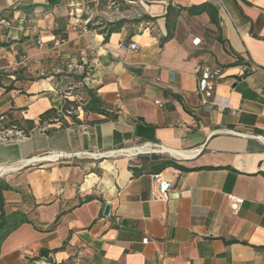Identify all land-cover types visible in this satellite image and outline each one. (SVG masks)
Segmentation results:
<instances>
[{
    "label": "crops",
    "instance_id": "1",
    "mask_svg": "<svg viewBox=\"0 0 264 264\" xmlns=\"http://www.w3.org/2000/svg\"><path fill=\"white\" fill-rule=\"evenodd\" d=\"M100 1L0 0V66L29 57L0 75V135L23 131L0 139V166L23 165L3 194L32 219L0 264H264V0H120L140 21L108 37ZM205 2L217 23L182 9ZM201 63L223 68L210 110ZM88 90L103 111L84 109ZM145 143L156 150L125 151ZM50 152L65 156L28 162ZM140 153L180 167L137 170ZM156 173L167 200L153 196ZM229 194L244 198L238 211Z\"/></svg>",
    "mask_w": 264,
    "mask_h": 264
},
{
    "label": "trees",
    "instance_id": "2",
    "mask_svg": "<svg viewBox=\"0 0 264 264\" xmlns=\"http://www.w3.org/2000/svg\"><path fill=\"white\" fill-rule=\"evenodd\" d=\"M60 0H48L47 6H53L54 4L58 3ZM184 10H187L190 14H201L204 12L209 13L211 16V20L214 23L218 22V9L215 5H213L210 2H205L199 5H194L188 8H182ZM174 11L172 6H169L168 10V16L171 15V13ZM145 19H152L150 16L143 15ZM131 20L127 18L120 19L116 22H109L106 26V29L102 30V32L106 33L109 35L116 29H118L121 25L130 22ZM136 22H139L140 20L136 19L133 20ZM167 25L170 28V24ZM172 36V32H169V35L165 38L168 39L169 37ZM88 95H89V100L87 103L83 106L85 110H93V111H103L102 109V100L96 95V93L93 90H88ZM54 113V110H51L47 112L43 117L42 120H44L47 116L51 115ZM19 129L20 126L17 125ZM24 133H27L26 130H24ZM143 158V163L141 167H139L137 170H142V169H154V171H160L165 167L168 166H176L180 167V165L176 162L175 159L169 158V157H163L157 154H152L150 156H142ZM6 190H15V187L12 186L10 183H8L6 180H0V254H1V247L3 242L7 239V237L14 232L16 229H18L22 224L24 223H31L32 219L30 218V215L28 212L17 209V210H8L6 208V203H5V197H4V191ZM41 255L47 256L48 252L47 251H41ZM52 264H56L55 262L51 261Z\"/></svg>",
    "mask_w": 264,
    "mask_h": 264
},
{
    "label": "built area",
    "instance_id": "3",
    "mask_svg": "<svg viewBox=\"0 0 264 264\" xmlns=\"http://www.w3.org/2000/svg\"><path fill=\"white\" fill-rule=\"evenodd\" d=\"M88 31H89L88 27L85 26L84 32H88ZM130 48L132 50H136L138 48V44L136 42H132L130 44ZM28 63H29V57L27 55H23L21 57L20 62L16 65L0 66V75L7 74L10 77H14L13 72L17 70L18 66L27 65ZM196 73H197V81H198L197 93L199 94L201 99L204 101L205 108L207 110H210L216 104L215 91H216L217 81L223 73V68L219 66H211L207 63H201L196 67ZM156 103L161 105L160 100H157ZM64 111L71 113V110L69 109L61 110V112H64ZM233 132L237 133L235 131ZM22 135H23V131L19 129L17 125L13 124L10 128H8L4 132V134L0 135V139H3V140L13 139L16 137H20ZM141 146L150 147L151 150L153 151L156 150L155 146L151 144L145 143V144H142ZM72 155L74 154L73 153L68 154V156H72ZM64 156L65 154L63 152H50L48 154L34 156L32 158H29L28 162H33V164H35L38 161L45 159V158H50L53 160H60ZM152 188H153L154 198H157L160 200H167L171 196L170 182L163 177L162 173H156L153 175ZM228 198L231 202L232 208L235 211H238L240 209L241 204L244 202V198L236 194H229ZM148 239H149L148 237L144 238L143 242L147 243ZM67 264H73V262H70Z\"/></svg>",
    "mask_w": 264,
    "mask_h": 264
},
{
    "label": "rangeland",
    "instance_id": "4",
    "mask_svg": "<svg viewBox=\"0 0 264 264\" xmlns=\"http://www.w3.org/2000/svg\"><path fill=\"white\" fill-rule=\"evenodd\" d=\"M130 4V5H129ZM139 5L137 4H131L127 1H120V0H104L99 2L98 6V14L100 17L104 18L101 19V25L100 26H107L106 23H108L107 18H128L130 20H133L134 18L138 17V13L141 12L140 8L138 7ZM104 11V12H103ZM105 16V17H103ZM76 79V78H75ZM67 109L71 110L74 112L75 110V105L72 103H67L66 104ZM139 156L142 155H150V153H140L138 154ZM18 168L16 170L7 172L5 174L0 175V180H6L7 178H11L12 175L18 174L21 170V167L23 166L22 163L17 164ZM5 166V165H4ZM8 166V165H6ZM3 167V166H0Z\"/></svg>",
    "mask_w": 264,
    "mask_h": 264
},
{
    "label": "bare ground",
    "instance_id": "5",
    "mask_svg": "<svg viewBox=\"0 0 264 264\" xmlns=\"http://www.w3.org/2000/svg\"><path fill=\"white\" fill-rule=\"evenodd\" d=\"M150 150H151L150 147L142 146V147L127 149L125 151L129 152V153H135V152H145V151H150ZM17 168H18L17 164L8 165V166L3 165V167H0V175L5 174V173L10 172V171H13V170H16Z\"/></svg>",
    "mask_w": 264,
    "mask_h": 264
},
{
    "label": "water",
    "instance_id": "6",
    "mask_svg": "<svg viewBox=\"0 0 264 264\" xmlns=\"http://www.w3.org/2000/svg\"><path fill=\"white\" fill-rule=\"evenodd\" d=\"M110 208H111V205L110 204H106L104 213L108 214L109 211H110Z\"/></svg>",
    "mask_w": 264,
    "mask_h": 264
}]
</instances>
